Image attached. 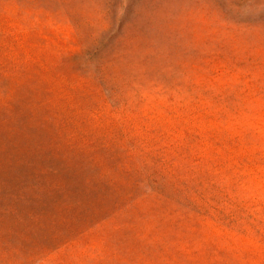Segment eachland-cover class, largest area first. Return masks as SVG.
Listing matches in <instances>:
<instances>
[{"label":"rangeland","instance_id":"1","mask_svg":"<svg viewBox=\"0 0 264 264\" xmlns=\"http://www.w3.org/2000/svg\"><path fill=\"white\" fill-rule=\"evenodd\" d=\"M0 264H264V0H0Z\"/></svg>","mask_w":264,"mask_h":264}]
</instances>
